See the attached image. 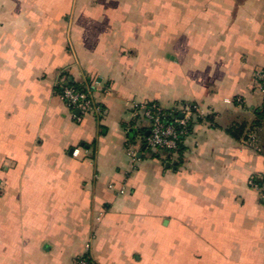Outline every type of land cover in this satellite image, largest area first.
Listing matches in <instances>:
<instances>
[{
	"label": "crops",
	"instance_id": "1",
	"mask_svg": "<svg viewBox=\"0 0 264 264\" xmlns=\"http://www.w3.org/2000/svg\"><path fill=\"white\" fill-rule=\"evenodd\" d=\"M263 71L264 0H0V264H264Z\"/></svg>",
	"mask_w": 264,
	"mask_h": 264
},
{
	"label": "built area",
	"instance_id": "2",
	"mask_svg": "<svg viewBox=\"0 0 264 264\" xmlns=\"http://www.w3.org/2000/svg\"><path fill=\"white\" fill-rule=\"evenodd\" d=\"M259 89L264 95V71L258 76ZM62 95L69 107L80 110L81 113L91 111L99 112L100 108L95 105L92 93L86 91H75L72 88L64 87ZM145 119L150 124L149 135L146 138L147 147L158 150H176L184 138L189 136L188 125L193 117L199 114V109L194 104H181L177 107L179 117L172 122H165L167 114L155 104L147 105L142 109ZM78 155V151L75 152ZM135 156V153H131ZM75 264H89L84 258H80Z\"/></svg>",
	"mask_w": 264,
	"mask_h": 264
},
{
	"label": "trees",
	"instance_id": "3",
	"mask_svg": "<svg viewBox=\"0 0 264 264\" xmlns=\"http://www.w3.org/2000/svg\"><path fill=\"white\" fill-rule=\"evenodd\" d=\"M64 84V87H69V88H72L74 89L75 91H86V87L83 86V85H79V84H76L72 81H70L68 78H66L63 82ZM63 91V88H61L59 90V92L61 93ZM164 112L167 114V119L165 120V122L169 123V122H172L175 118L179 117L180 114L176 111V110H169V111H166L164 110ZM261 117L264 118V111L263 113L261 114ZM201 119L199 117V115H195L193 117V119L191 120V122H189V125H188V132L191 133L192 132V129H193V125L194 123L196 122H200ZM242 129H236V128H232L229 130V133L231 135H233L235 138H239L242 133ZM185 138L183 139V141L179 144L178 148L176 150H162V149H158L156 150V152L153 154L154 157H157V158H160L163 162H171L173 159H175L176 157L177 158H180L182 156V153H183V142H184ZM151 149V148H150ZM254 184L256 186H262V182H260L258 179H255L254 180ZM85 260H87L89 262V264H91V261L87 258V257H84Z\"/></svg>",
	"mask_w": 264,
	"mask_h": 264
},
{
	"label": "rangeland",
	"instance_id": "4",
	"mask_svg": "<svg viewBox=\"0 0 264 264\" xmlns=\"http://www.w3.org/2000/svg\"><path fill=\"white\" fill-rule=\"evenodd\" d=\"M149 150H150V152L153 153V154L156 152V150H154V149H149Z\"/></svg>",
	"mask_w": 264,
	"mask_h": 264
},
{
	"label": "water",
	"instance_id": "5",
	"mask_svg": "<svg viewBox=\"0 0 264 264\" xmlns=\"http://www.w3.org/2000/svg\"><path fill=\"white\" fill-rule=\"evenodd\" d=\"M147 136L149 135V133L146 134Z\"/></svg>",
	"mask_w": 264,
	"mask_h": 264
}]
</instances>
